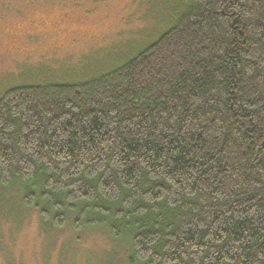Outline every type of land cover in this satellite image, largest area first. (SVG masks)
Here are the masks:
<instances>
[{
    "label": "trees",
    "instance_id": "obj_1",
    "mask_svg": "<svg viewBox=\"0 0 264 264\" xmlns=\"http://www.w3.org/2000/svg\"><path fill=\"white\" fill-rule=\"evenodd\" d=\"M182 2L110 72L2 95L0 186L127 264H264V0Z\"/></svg>",
    "mask_w": 264,
    "mask_h": 264
},
{
    "label": "rangeland",
    "instance_id": "obj_2",
    "mask_svg": "<svg viewBox=\"0 0 264 264\" xmlns=\"http://www.w3.org/2000/svg\"><path fill=\"white\" fill-rule=\"evenodd\" d=\"M182 3L0 0V98L13 87L110 72L154 44ZM123 250L103 231L76 233L71 222L49 229L19 192L0 186V264H127Z\"/></svg>",
    "mask_w": 264,
    "mask_h": 264
},
{
    "label": "flooded vegetation",
    "instance_id": "obj_3",
    "mask_svg": "<svg viewBox=\"0 0 264 264\" xmlns=\"http://www.w3.org/2000/svg\"><path fill=\"white\" fill-rule=\"evenodd\" d=\"M7 27V26H6ZM6 27H3V29H6ZM2 31H4V30H2Z\"/></svg>",
    "mask_w": 264,
    "mask_h": 264
}]
</instances>
